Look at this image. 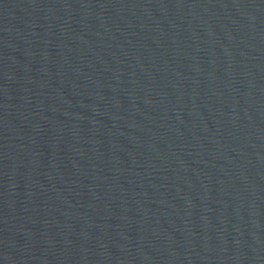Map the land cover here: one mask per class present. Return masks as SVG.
I'll return each instance as SVG.
<instances>
[{
	"label": "water",
	"instance_id": "water-1",
	"mask_svg": "<svg viewBox=\"0 0 264 264\" xmlns=\"http://www.w3.org/2000/svg\"><path fill=\"white\" fill-rule=\"evenodd\" d=\"M0 264H264V0H0Z\"/></svg>",
	"mask_w": 264,
	"mask_h": 264
}]
</instances>
